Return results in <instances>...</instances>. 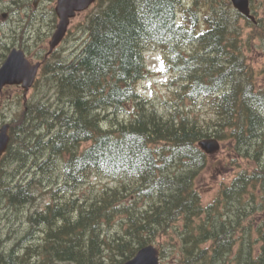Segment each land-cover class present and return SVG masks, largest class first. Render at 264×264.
Here are the masks:
<instances>
[{"label": "trees", "instance_id": "trees-1", "mask_svg": "<svg viewBox=\"0 0 264 264\" xmlns=\"http://www.w3.org/2000/svg\"><path fill=\"white\" fill-rule=\"evenodd\" d=\"M241 18L231 0L96 2L80 53L45 59L36 86L42 77L51 101H26L11 121L0 204L22 215L49 201L27 213L20 237L0 228V264H123L150 243L162 264H264V88L244 53L264 43V17L246 18V37ZM55 21L53 11L47 30L24 38L13 28L12 42L0 32V62L17 40L43 46ZM149 50L173 73L160 105L138 87ZM197 106L211 117L193 115ZM209 137L228 141L244 166L205 205L195 180Z\"/></svg>", "mask_w": 264, "mask_h": 264}, {"label": "rangeland", "instance_id": "rangeland-1", "mask_svg": "<svg viewBox=\"0 0 264 264\" xmlns=\"http://www.w3.org/2000/svg\"><path fill=\"white\" fill-rule=\"evenodd\" d=\"M21 1L26 2V6L14 11L7 10L3 7L5 4L9 3L8 1H5L4 3L0 2V32L7 34L8 37L6 39L9 41L13 40V34L10 32L13 31V28H16L19 32L22 30L24 31L22 38L26 37L27 35L33 36L31 32L35 31V29H40L43 31L47 30V20L49 19L51 12L55 11V6L57 4V0ZM184 1L186 3H190L193 0ZM259 6L258 8H253V12L258 19L264 17V6ZM87 12L88 11H84L78 14L71 21L69 32L56 51V53L60 55L61 58H68L75 55L71 54L74 49L77 48L78 41L76 38L81 36V40L86 39V33L84 32L83 28L86 23L85 21L87 19ZM31 16L33 17L31 18ZM57 23L58 18L56 17L52 32L54 31ZM240 25L244 29V36L246 37L248 32L251 30V25L246 20V18L240 19ZM51 34L44 38L45 42L42 47L40 44H37L33 41L26 43L25 47L28 48L29 53L35 57L38 50L42 49L43 47L47 49V44ZM20 41H22V45L24 44L23 39L17 40L16 45H19ZM244 53L246 55L247 61L255 68L257 87L264 88V43L260 39H257L254 43L244 47ZM145 57L147 67L149 68L150 72L148 73L147 77L138 83V87L139 90L148 96L154 103L160 105L162 99L169 98L170 96L169 89L171 86L169 79L173 78V73L166 71L167 69L163 63V55L161 51L149 50L145 53ZM162 65L164 70H160ZM52 94L53 91H49V85L46 84L45 81H42V77L37 86H34L29 91H27L26 95L24 94V91L21 87H7L0 94V126L6 121H11L13 117L24 108L26 101L31 99L37 100L39 98H44L46 101H51L50 96ZM161 111L164 112L165 109L161 108ZM192 111H194L193 115L198 114V116H201L203 119L211 117V113H209L206 108H200L197 106ZM114 115L120 119L125 116V114L122 112H118ZM89 144L90 143L83 144L82 148ZM229 144L230 143L228 141L222 140L221 149L208 155L209 160L207 166L203 171L199 172L196 177L195 184L198 190L201 192L202 201L205 205L213 201L220 192V189L224 185L230 184L235 175L241 169V166H244L243 159L233 155V152L230 151ZM13 165L15 166V164ZM92 181L94 184L101 185L107 183L109 180L107 178H102L96 174H93ZM48 201L49 198L46 197L44 199H40L37 206L30 205L25 207L23 209L22 215H18V212H16V214H8L5 211L4 204H0V215H4L0 216V228L4 230V233H2L3 237L6 236L8 231H11L14 236L18 235L20 237L22 232H25L29 229V225L24 219L25 216H27V213H29L30 210H40V208ZM13 241V238L8 239L9 247L13 244Z\"/></svg>", "mask_w": 264, "mask_h": 264}, {"label": "water", "instance_id": "water-1", "mask_svg": "<svg viewBox=\"0 0 264 264\" xmlns=\"http://www.w3.org/2000/svg\"><path fill=\"white\" fill-rule=\"evenodd\" d=\"M96 0H58L56 12L59 22L49 42L50 52L64 38L70 21L77 12L88 9ZM234 6L243 14L255 20L251 13L250 0H232ZM41 62H33L27 57L24 49L14 47L8 54L6 60L0 67V91L7 84L22 85L28 91L34 84ZM10 125L5 123L0 128V159L5 153L10 142ZM199 145L209 153L220 149L219 140L216 138H205L200 140ZM160 248L154 243L140 248L136 254L124 264H160Z\"/></svg>", "mask_w": 264, "mask_h": 264}, {"label": "snow or ice", "instance_id": "snow-or-ice-1", "mask_svg": "<svg viewBox=\"0 0 264 264\" xmlns=\"http://www.w3.org/2000/svg\"><path fill=\"white\" fill-rule=\"evenodd\" d=\"M160 70H164V69H163V65L161 66V69H160Z\"/></svg>", "mask_w": 264, "mask_h": 264}, {"label": "bare ground", "instance_id": "bare-ground-1", "mask_svg": "<svg viewBox=\"0 0 264 264\" xmlns=\"http://www.w3.org/2000/svg\"><path fill=\"white\" fill-rule=\"evenodd\" d=\"M204 28V27H203Z\"/></svg>", "mask_w": 264, "mask_h": 264}]
</instances>
